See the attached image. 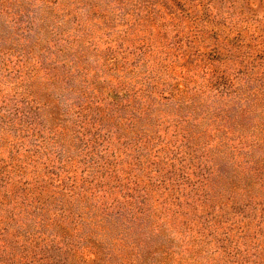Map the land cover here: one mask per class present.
Segmentation results:
<instances>
[{
  "label": "rangeland",
  "instance_id": "rangeland-1",
  "mask_svg": "<svg viewBox=\"0 0 264 264\" xmlns=\"http://www.w3.org/2000/svg\"><path fill=\"white\" fill-rule=\"evenodd\" d=\"M0 264H264V0H0Z\"/></svg>",
  "mask_w": 264,
  "mask_h": 264
}]
</instances>
